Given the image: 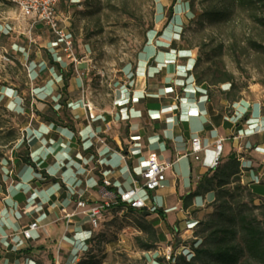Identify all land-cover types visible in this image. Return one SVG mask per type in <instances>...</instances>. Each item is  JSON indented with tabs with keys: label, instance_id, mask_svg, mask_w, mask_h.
<instances>
[{
	"label": "rangeland",
	"instance_id": "374dc122",
	"mask_svg": "<svg viewBox=\"0 0 264 264\" xmlns=\"http://www.w3.org/2000/svg\"><path fill=\"white\" fill-rule=\"evenodd\" d=\"M171 5L172 0H59L57 14L73 39L77 58L73 63L46 26L32 25L20 16L10 0H0V194L17 179L18 170L13 169L15 157L29 158L30 132L40 122L47 124L45 120L51 118L60 126L73 123L66 105L52 107L51 96L59 95L60 101L80 100L87 117V105L91 112L109 108L116 88L128 84L127 74L136 68L146 45L155 42L153 36L150 38L151 33L160 32L168 22L174 4ZM175 5L174 13L183 18L179 48L191 51L196 61L193 73L209 87L216 108L228 117L238 111L241 101L264 104V26L260 23L264 20V0L249 6L238 4L237 0H176ZM182 6L187 8L184 17ZM217 12L225 14L222 17L211 14ZM145 53L150 55L151 51ZM51 54L62 64L63 76L69 73L68 87L64 91L62 79H57L60 85L52 90L51 96L39 100L35 88L48 81L51 86L60 76L49 63ZM73 79L78 80V88L71 85ZM154 79L160 80V75ZM53 108L54 114L50 111ZM245 116L249 115L244 107L240 117ZM226 143L222 162L232 152ZM240 156L246 159L249 153L241 151ZM186 162L180 163L184 168V186L189 177ZM165 177L167 184V172ZM241 184L245 185L242 180ZM208 198L205 201L209 205L213 200L210 201L211 196ZM145 201L151 209L148 216L116 206L104 212L96 228L87 226L88 240L78 250L71 243L61 247L59 239L36 248L34 253L23 254L18 261L23 264H27L26 259L31 264H173L164 254L170 250L176 253L180 247L188 248L187 242L192 237L179 226L178 214L168 210L173 200L164 201L155 192V198L146 196ZM236 201L252 205L245 191ZM254 205H259V201ZM159 210H163L164 218L157 214ZM211 212L213 208H208L201 220H206ZM75 218L79 217L70 219ZM68 230L67 226V236ZM152 230L155 238L150 233ZM146 246L152 247L147 250Z\"/></svg>",
	"mask_w": 264,
	"mask_h": 264
},
{
	"label": "crops",
	"instance_id": "0c3cea01",
	"mask_svg": "<svg viewBox=\"0 0 264 264\" xmlns=\"http://www.w3.org/2000/svg\"><path fill=\"white\" fill-rule=\"evenodd\" d=\"M175 7L174 3L164 28L151 33L154 45H146L136 68L126 76L128 84H119L109 108L94 110V118L89 120L80 100H66L73 117L70 126L40 122L30 132L31 165L15 157L17 179L0 194V264H23L19 262L23 254L34 253L36 248L59 239L63 248L69 243L74 250L85 246L89 226L86 218L66 217L75 208L76 194L94 202L101 199L105 190L117 194L131 188L133 180H140L152 152L168 166L169 174V182L155 192L164 201L173 200L168 210L178 214L179 226L190 237L208 210L206 197L211 196L210 201H214L215 194L194 196L187 205L183 199L195 191L196 182L209 172L216 139H224V147L228 141L233 153L226 158H239L244 169L242 182L264 197V104L241 101L238 111L228 117L216 108L207 97V87L195 83L191 51L179 48L183 18L174 13ZM186 10L181 9L183 17ZM50 56L57 62L54 55ZM157 75L160 80L155 81ZM57 79L61 77L57 76L51 86L48 81L35 88L36 98L50 97L60 85ZM71 81L74 88L79 87L78 80ZM51 101L52 107L60 106L59 95L51 96ZM244 107L249 116L241 118ZM193 137H199L204 148L198 161L183 157ZM241 151L249 153V157L240 156ZM183 160L187 161L189 174L186 186L180 165ZM103 180L112 186L105 188ZM155 192L147 197L155 198ZM34 222L38 229L25 239L21 231ZM24 262L31 264L30 259Z\"/></svg>",
	"mask_w": 264,
	"mask_h": 264
},
{
	"label": "trees",
	"instance_id": "16d2710c",
	"mask_svg": "<svg viewBox=\"0 0 264 264\" xmlns=\"http://www.w3.org/2000/svg\"><path fill=\"white\" fill-rule=\"evenodd\" d=\"M237 1L238 4L249 6L262 0ZM175 2L176 0H172V5ZM188 6L192 7V4L188 3ZM172 13L173 8L169 10L170 17ZM211 14L215 17H222L225 13ZM260 23L264 26V20H261ZM49 60L52 68L56 67L59 71L63 81V90L66 91L69 73L63 76L60 64L55 62L52 56ZM195 66L196 61L193 70ZM193 70L192 75L195 83L205 85L196 74L194 75ZM206 87L207 97L212 100L209 87ZM60 105H65L64 100L60 101ZM50 111L55 113L52 109ZM39 115L44 118L43 114ZM45 121L57 124L51 118H47ZM21 161L23 164L31 165L28 157H23ZM243 170L239 158L235 156L226 158L223 162L220 160L218 167L202 176L196 182L195 191L183 199L184 205H187V202L194 196L205 195L209 192L215 194L214 201L208 207L213 208V212L208 214L206 220L197 222L192 240L187 242L189 246L186 254L170 257L169 260L174 262L173 264H264V197L259 196L248 185L241 184ZM243 191L246 192L249 203L252 205L239 204L236 201V197H239ZM255 201H259V205H254ZM118 208L124 207L118 206ZM127 210L130 212L140 211L144 216L150 215L146 209L127 208ZM157 214L160 218H164L161 210ZM152 229L154 228L152 227ZM150 233L155 238V231L152 230ZM151 247L146 246V249Z\"/></svg>",
	"mask_w": 264,
	"mask_h": 264
},
{
	"label": "built area",
	"instance_id": "2783aa9c",
	"mask_svg": "<svg viewBox=\"0 0 264 264\" xmlns=\"http://www.w3.org/2000/svg\"><path fill=\"white\" fill-rule=\"evenodd\" d=\"M11 3L18 10L20 16L28 19L32 25L42 24L48 28L52 35L56 38L57 43L60 45L61 50L65 53L66 57L71 62L76 63L77 58L73 47V39L65 31L61 25L62 21L57 14V5L59 0H10ZM88 108V119H93L91 108ZM96 136V135H95ZM203 145L199 137H193L190 141V147L183 157H192L195 161L200 158V153L203 151ZM224 150V139L218 138L213 144V158L209 165V171L216 169L219 165L221 156ZM168 166L161 163L158 156L152 152L148 155L146 167L140 174V180L132 182V187L114 194L105 190L101 199L94 203H89L83 198L81 194H76L75 208L73 212L66 215L67 218L82 215L86 218L91 228H96L98 222L104 212H107L113 207L123 206L124 208H132L134 210H151L147 207L145 198L148 193L155 192L164 187L166 181V171ZM105 188L111 187V182L103 180ZM150 212V211H149ZM38 229L36 222L28 225L21 231L25 239L32 237V232ZM187 247H180L176 253L171 250L164 254V257L169 260L172 255L185 254Z\"/></svg>",
	"mask_w": 264,
	"mask_h": 264
}]
</instances>
